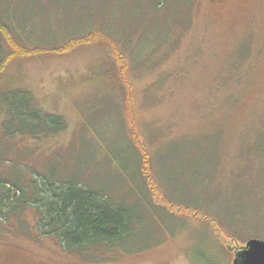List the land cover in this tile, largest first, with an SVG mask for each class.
Instances as JSON below:
<instances>
[{
    "label": "rangeland",
    "instance_id": "1",
    "mask_svg": "<svg viewBox=\"0 0 264 264\" xmlns=\"http://www.w3.org/2000/svg\"><path fill=\"white\" fill-rule=\"evenodd\" d=\"M156 6L0 0L17 42L47 49L15 57L0 89L27 88L68 122L43 139H9L0 127V176L75 178L153 208H140L148 225L138 237L91 261L40 235L29 207L21 229L13 217L0 227V264H233L229 245L264 240V0ZM93 31L88 44L51 51ZM8 51L0 31V54ZM134 130L152 156V198L136 171Z\"/></svg>",
    "mask_w": 264,
    "mask_h": 264
},
{
    "label": "trees",
    "instance_id": "2",
    "mask_svg": "<svg viewBox=\"0 0 264 264\" xmlns=\"http://www.w3.org/2000/svg\"><path fill=\"white\" fill-rule=\"evenodd\" d=\"M152 1L162 7L168 0ZM0 31L10 46V51L0 54V78L15 57L34 56L47 50L18 43L1 18ZM99 35L100 31H93L51 51L65 54L92 42ZM118 56L124 58L121 53ZM0 115L3 116L0 122L3 135L9 139L16 136L43 139L68 128L63 115L42 108L35 94L24 87L0 89ZM133 136V144L139 151L136 171H140L142 186L149 188L152 198L158 190L152 171V156L142 143L138 130L133 131ZM131 199L111 196L107 190L94 188L75 178L54 181L45 177L24 183L11 176H0V227L13 217L21 229L25 222L21 216L31 207L37 214L35 227L40 235L56 238L66 251L91 261L109 260L111 252L122 246L124 241L138 237L137 233L148 225V217L141 213L140 208L145 206L147 212H152V204L146 199ZM241 248L229 245L227 249L237 253Z\"/></svg>",
    "mask_w": 264,
    "mask_h": 264
},
{
    "label": "water",
    "instance_id": "3",
    "mask_svg": "<svg viewBox=\"0 0 264 264\" xmlns=\"http://www.w3.org/2000/svg\"><path fill=\"white\" fill-rule=\"evenodd\" d=\"M233 264H264V240L256 237L248 239L235 253Z\"/></svg>",
    "mask_w": 264,
    "mask_h": 264
}]
</instances>
